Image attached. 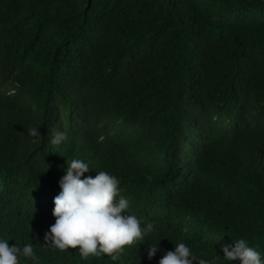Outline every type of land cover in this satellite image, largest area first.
Instances as JSON below:
<instances>
[{"label":"trees","instance_id":"obj_1","mask_svg":"<svg viewBox=\"0 0 264 264\" xmlns=\"http://www.w3.org/2000/svg\"><path fill=\"white\" fill-rule=\"evenodd\" d=\"M72 159L153 226L117 260L45 240ZM0 239L32 245L19 264H159L179 243L242 264L240 239L264 261V0H0Z\"/></svg>","mask_w":264,"mask_h":264},{"label":"clouds","instance_id":"obj_2","mask_svg":"<svg viewBox=\"0 0 264 264\" xmlns=\"http://www.w3.org/2000/svg\"><path fill=\"white\" fill-rule=\"evenodd\" d=\"M28 132L34 137L40 134L36 128L28 129ZM65 138L64 133L57 132L52 143L59 144ZM89 169L80 159L68 161L66 175L60 183L62 191L54 198L55 224L45 240L60 251L79 249L84 259L106 254L117 260L125 246L143 240L145 232H151L153 226L148 224L143 229L135 215L124 214L129 211V201L120 195L119 181L115 176L100 171L95 178L81 179ZM158 250L160 243L149 245L148 258L151 260ZM223 252L229 261L239 259L242 264H264L260 253L249 247L244 239L235 241V247L223 246ZM20 256L38 260L31 244L21 250L0 239V264H19ZM195 260L191 249L185 243H179L175 244L174 251L166 252L159 264H193ZM198 262L212 264L203 258Z\"/></svg>","mask_w":264,"mask_h":264},{"label":"bare ground","instance_id":"obj_3","mask_svg":"<svg viewBox=\"0 0 264 264\" xmlns=\"http://www.w3.org/2000/svg\"><path fill=\"white\" fill-rule=\"evenodd\" d=\"M74 260V259H73ZM71 262H72V260H71ZM76 262V261H75ZM78 263L77 264H79L80 262L79 261H77ZM81 263H83V262H81Z\"/></svg>","mask_w":264,"mask_h":264}]
</instances>
